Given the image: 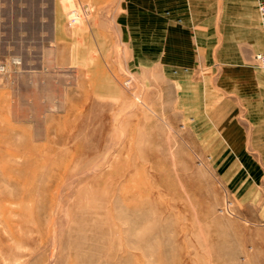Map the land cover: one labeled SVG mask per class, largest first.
Listing matches in <instances>:
<instances>
[{
  "label": "rangeland",
  "instance_id": "374dc122",
  "mask_svg": "<svg viewBox=\"0 0 264 264\" xmlns=\"http://www.w3.org/2000/svg\"><path fill=\"white\" fill-rule=\"evenodd\" d=\"M118 1L0 0V264H264V175L242 184L193 142ZM207 1L166 9L196 33L217 13L203 72L216 80L235 51L255 65L259 32L234 34L225 0Z\"/></svg>",
  "mask_w": 264,
  "mask_h": 264
},
{
  "label": "crops",
  "instance_id": "0c3cea01",
  "mask_svg": "<svg viewBox=\"0 0 264 264\" xmlns=\"http://www.w3.org/2000/svg\"><path fill=\"white\" fill-rule=\"evenodd\" d=\"M90 2L98 5L105 3L106 0H90ZM207 2L204 0V3ZM117 3L119 6L115 17L121 22L120 33L124 30V33L130 36L128 44L130 51L133 52L137 50L135 46L138 42L132 37H138L141 32L145 33L148 66L153 64L163 75L161 81L170 92L169 106L172 110L178 111L181 120L188 121L187 131L193 142L209 151L212 163L226 164V173L233 175L232 179L241 172L242 184H245L249 178L262 177L264 175V76L255 75V65L251 61L242 63L236 51L222 58L229 63L223 65L225 68L216 80H211V77L203 72L209 69L219 56L218 51H213L212 38L216 34L213 24L217 22V13L210 10L194 16L195 21H198L197 25H205L204 30L196 33L185 13L167 15L166 9L169 8L170 0H119ZM225 4H227L226 18L236 23L232 29L234 34L254 33L255 35L258 31L259 37L255 40L257 49L254 54L260 51L264 38L253 1L225 0ZM139 15L142 16L141 20L145 21L144 31H139L137 24ZM53 18L55 35L56 30H61L63 16L60 9L54 8ZM220 18L222 19V16ZM122 21L125 22V27L122 26ZM82 30L83 33L90 31L89 26L83 27ZM99 33H102L101 30ZM132 45L134 48H131ZM197 50L203 51L204 54L196 58L192 55L188 56ZM154 52L160 53L155 63H153ZM225 95L228 97L225 98ZM218 98L221 99V104L225 105L226 110L218 111L214 108ZM224 98L226 102L222 103ZM207 99L212 109L205 107L204 101ZM238 100L244 103L242 109L238 106ZM218 114L222 115L224 123L218 122ZM240 116H243L246 124L241 121ZM228 180H230L229 176ZM242 188L244 189L242 195H246L247 190H253L250 189V184L245 188L243 185Z\"/></svg>",
  "mask_w": 264,
  "mask_h": 264
},
{
  "label": "built area",
  "instance_id": "2783aa9c",
  "mask_svg": "<svg viewBox=\"0 0 264 264\" xmlns=\"http://www.w3.org/2000/svg\"><path fill=\"white\" fill-rule=\"evenodd\" d=\"M252 1L255 5V9L258 14L259 25H260L259 27L264 38V0H252ZM253 60L258 68L264 69V42L262 44L260 51L254 54Z\"/></svg>",
  "mask_w": 264,
  "mask_h": 264
}]
</instances>
